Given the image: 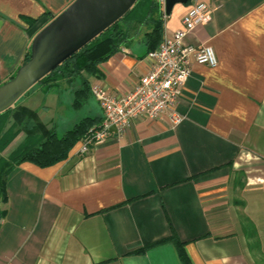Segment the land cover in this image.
<instances>
[{
	"label": "crops",
	"instance_id": "obj_1",
	"mask_svg": "<svg viewBox=\"0 0 264 264\" xmlns=\"http://www.w3.org/2000/svg\"><path fill=\"white\" fill-rule=\"evenodd\" d=\"M72 1L0 0V83L24 63L36 33ZM194 1L210 6L212 20L188 40L209 44L217 64L191 56L173 107L154 119H132L86 154L47 167L15 165L1 204L0 264H182L172 241L153 244L172 234L194 264H264V0L177 3L162 36L180 27ZM150 28L140 24L128 34L99 62L97 76L83 73L90 89L100 85L117 97L134 89L150 67ZM74 83L72 99L54 104L58 113L81 111L61 124L62 134L84 117L99 123L103 115L92 93L73 106L80 79ZM41 111L38 119L57 134L56 122Z\"/></svg>",
	"mask_w": 264,
	"mask_h": 264
},
{
	"label": "trees",
	"instance_id": "obj_2",
	"mask_svg": "<svg viewBox=\"0 0 264 264\" xmlns=\"http://www.w3.org/2000/svg\"><path fill=\"white\" fill-rule=\"evenodd\" d=\"M163 21L162 7L157 0H137L121 18L44 75L38 83L46 86L48 90L62 81L72 84L76 78H79L81 86L75 91L73 100V106L77 108L91 94L89 81L83 73L97 76L99 62L109 57L118 48L120 42L140 24H150L145 46L147 51L155 49L163 37ZM29 55L30 47L24 62ZM96 120L94 117H84L58 136L53 128H46V125L38 119V112L35 109L12 104L1 111L0 203H5L7 200L6 178L15 165L28 161L40 167H47L66 158L78 139L93 125L98 124ZM20 132L25 133L23 140L10 153L4 155V149ZM5 214L6 210L0 208V225ZM166 240L172 241L182 264H194L185 250V242L180 241L173 234L153 244ZM151 245L135 250L133 253L144 252Z\"/></svg>",
	"mask_w": 264,
	"mask_h": 264
},
{
	"label": "built area",
	"instance_id": "obj_3",
	"mask_svg": "<svg viewBox=\"0 0 264 264\" xmlns=\"http://www.w3.org/2000/svg\"><path fill=\"white\" fill-rule=\"evenodd\" d=\"M159 1L164 6V0ZM211 20L212 11L207 3L192 2L181 17L180 27L172 34L164 35L157 48L148 51L150 67L132 91L117 97L103 86L93 85L91 93L102 108L103 118L78 139L69 154H86L91 145L107 137L111 125L117 132H122L136 117L154 119L173 107L182 85L190 76L191 56L198 64L212 67L217 64L209 44L193 45L188 40L197 25L208 24ZM172 120L176 123L180 117L174 114Z\"/></svg>",
	"mask_w": 264,
	"mask_h": 264
},
{
	"label": "water",
	"instance_id": "obj_4",
	"mask_svg": "<svg viewBox=\"0 0 264 264\" xmlns=\"http://www.w3.org/2000/svg\"><path fill=\"white\" fill-rule=\"evenodd\" d=\"M137 0H73L33 37L29 58L0 83V112L60 63L121 18ZM164 0L169 15L177 3ZM110 131H116L113 125Z\"/></svg>",
	"mask_w": 264,
	"mask_h": 264
},
{
	"label": "rangeland",
	"instance_id": "obj_5",
	"mask_svg": "<svg viewBox=\"0 0 264 264\" xmlns=\"http://www.w3.org/2000/svg\"><path fill=\"white\" fill-rule=\"evenodd\" d=\"M162 7V12H163V17L166 18L168 15L165 14L164 12V6L162 4V2H160L159 0H157ZM164 36V35H163ZM163 39V37H162ZM161 39V40H162ZM161 42V41H160ZM157 48V47H156ZM148 53V52H147ZM147 56V55H146ZM145 74V73H144ZM138 83V82H137ZM61 82L59 83V85H54L52 86L51 89L47 90L46 86H41V84H39L38 82L34 83L29 89H27L14 103L13 106H16L18 104H21L23 101H25L27 104L29 103L30 105H35V107H37L38 110H43L44 108L42 107V105L44 103H49V108L46 112L41 111L43 115H49L51 116V118H53V121L56 122V124L58 125L57 127V134L61 135L62 132L67 128L64 127L63 129L60 127L61 124L65 123V122H69L71 120H73L74 118H76V115L81 112V111H74L71 110L70 112H55L54 110V104L55 101L57 100V98L63 99V100H70L72 99L73 94H71V91L74 87H75V83L73 82L72 84L67 83V85H69L71 88L70 90H68V88L61 86ZM74 84V85H73ZM93 86V85H92ZM91 86V87H92ZM106 89V88H105ZM37 90L36 94L34 96H31L32 93H34ZM91 90V89H90ZM108 90V89H107ZM56 91V93L54 92ZM49 93V94H48ZM93 95V94H92ZM31 96V97H30ZM36 109V110H37ZM102 109V108H101ZM37 110V112H38ZM78 116V115H77ZM80 118V117H79ZM77 118V120L79 119ZM103 118V115H102ZM101 118V120H102ZM114 126V125H113ZM115 127V126H114ZM71 128V127H70ZM110 128V127H109ZM116 129V127H115ZM124 131V130H123ZM112 132L109 129V133ZM117 132V130H116ZM121 133V132H118ZM85 134V133H84ZM105 139V138H104ZM99 142V141H98ZM97 143V142H96ZM0 208L1 207V203H0Z\"/></svg>",
	"mask_w": 264,
	"mask_h": 264
}]
</instances>
